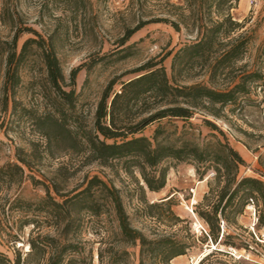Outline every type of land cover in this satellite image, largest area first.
I'll use <instances>...</instances> for the list:
<instances>
[{
	"label": "trees",
	"instance_id": "16d2710c",
	"mask_svg": "<svg viewBox=\"0 0 264 264\" xmlns=\"http://www.w3.org/2000/svg\"><path fill=\"white\" fill-rule=\"evenodd\" d=\"M56 1L58 4L54 7L64 15H53L48 2L44 7L49 9L48 15L58 21V26L65 15H71L70 22L63 28L65 34L72 25L75 32L82 30L86 35L94 34L91 24L76 20L85 12L90 0ZM238 1L127 0L128 11L117 39L119 48L88 63L84 68L86 72L96 65L132 55L131 45L126 43L148 23L164 22L176 30L184 26L195 31L197 37L173 52L169 64L170 77L163 64L164 56L158 61L150 58L134 68L132 72L136 74L121 81L116 90L113 89L115 78L110 79L102 88L92 118L88 120L78 111L81 106L80 92L64 89L73 85L81 66L70 71L71 81L66 82L59 57L62 46L59 44L58 28H22L20 8L27 0H0L1 20L16 28L11 41L0 39L2 61L5 57L1 105L9 89L12 110L19 111L16 93L22 81L21 71L25 67L38 68L42 73L36 84L44 102L40 114L21 108L22 116L32 120L42 137L43 148L39 149L38 142L32 143L29 152L17 148L21 164L10 161L2 165L0 180L10 184L22 182L25 167H31L32 161L41 160L44 153L51 156L75 154L81 156L82 165L97 162L106 167H118L131 176L137 172L143 182L139 188L145 214L159 218V209L165 207L175 223L182 219L171 209L172 196L149 203L145 189L158 192L164 188L169 170L166 161L189 162L199 180L212 173L207 193L201 202L194 205V214L207 226V229L203 228L202 241L240 248L232 240L234 236L224 227L236 224L237 217L250 204L256 208V229L264 230V179L240 175V166L245 160L221 130L218 131L223 139L212 132L211 139L201 142L190 133L178 130L177 126L171 129L161 124L154 129L151 137L136 135L148 124L163 118L188 119L195 109L223 117L225 108L233 111L231 107L247 100L254 87L264 91V37L257 44L251 61L246 60L257 36L254 27L246 28L249 18L238 21L233 17L231 10ZM44 15L47 13L39 14L40 20L36 24L43 21ZM25 31L34 36L26 38L19 47L18 40ZM200 75L206 76V80L193 81ZM205 122L217 129L212 122ZM259 159L262 160L261 156ZM68 172L65 166H60L56 173L59 180H51L55 196L45 186L46 193L38 198H17L11 202L10 208H17L21 213L17 229L24 232L28 226L33 228L24 241L28 244L26 251L16 247L17 243L23 242L21 232H6L8 242H13L15 246L12 255L0 250V264H92L93 247L88 245L83 234L88 230L87 223L91 218L99 220L107 214H111L116 221V231L112 232L114 242L138 248L137 264H172L174 258L192 248L193 241L188 238L194 240L195 237L190 223L187 225L188 236L179 233L147 236L131 224L118 188L92 176L82 188L64 192V182L70 177ZM30 178L37 181L33 175ZM42 227L48 230L43 232ZM97 231L98 228L93 233ZM0 233L3 235L4 231ZM106 253L112 264L126 262L131 255L127 248L119 249L113 245L106 249ZM97 257L101 264L104 257L102 248H98ZM202 260L204 258L200 263Z\"/></svg>",
	"mask_w": 264,
	"mask_h": 264
},
{
	"label": "rangeland",
	"instance_id": "374dc122",
	"mask_svg": "<svg viewBox=\"0 0 264 264\" xmlns=\"http://www.w3.org/2000/svg\"><path fill=\"white\" fill-rule=\"evenodd\" d=\"M46 2H48V6L51 8L50 12L53 15H64L63 12L54 7L55 4H58L56 0H27L20 8L23 19L21 26L22 28L33 27L36 30L45 26L50 30L55 26L58 28L59 44L62 46L59 50V57L66 82L71 81L70 71L81 66L73 85L64 89L80 92L81 106H79L78 111L84 117H88V120L92 118L102 88L110 79L115 78L116 83L113 89L116 90L121 81L136 74L132 72L134 68L150 58L154 57L158 61L164 56L166 57L163 64L170 77L169 64L173 52L183 44L194 41L197 37L195 31H190L184 26H180L176 30L164 22L148 23L137 30L126 43L131 45L130 52L132 55L124 59L96 65L89 72H86L84 68L88 63L119 48L117 39L121 35L120 27L128 11L126 8L127 0H90L87 2L86 17H84L85 12H82L76 20L81 19V21L91 24L94 34L90 35L84 34L82 30L73 31V25L68 34H65L63 28L70 22L71 15H65L61 20V25L58 26V21L48 15L49 9L44 7ZM246 4L250 6V9L243 16L238 15L236 11L238 4L231 12L238 21L249 18L246 28L254 27L256 29L257 38L250 47L246 58V60L251 61L257 44L264 37V0H246ZM41 10L47 15L43 16V21L36 24L40 20ZM88 20H90L89 23ZM15 31L16 28L3 23L0 17V39L11 41L16 34ZM30 36H34V34L28 31L22 33L18 40V46L20 47L22 42ZM4 58L2 61L0 56V101L5 82ZM41 75L42 73L38 68L25 67L21 71L22 81L16 93L19 111L12 110L9 89L6 90L3 105L0 102V167L10 161L21 164L17 155V148L19 147L24 152H29L32 143L38 142L40 144L38 145L39 149L43 148L42 137L32 124V120L26 116L23 117L21 114V108L32 109L37 114L43 112L44 102L39 96V88L36 84ZM205 80L206 76L204 75L193 79V81ZM7 86L10 87L9 81ZM231 108L233 111H230L229 107L225 108L224 116L220 118L198 109H195L193 115L188 119L163 118L148 124L136 135L151 137L154 129L161 124L167 125L171 129L173 126H177L178 130L182 129L184 132L190 133L197 141L201 142L211 139L210 134L212 132L223 139L218 131L221 130L228 137L229 143L240 152L245 160V163L240 166V175H252L264 179V91L254 87L247 100L244 99L242 104ZM205 120L212 122L217 129L210 127ZM106 141L112 142L113 139H106ZM25 155L30 158L28 153ZM259 156H261V161ZM32 162L31 167H25L26 173L22 182L10 184L0 180V231H4L3 235L0 233V250L10 255L13 254V246L15 245L13 242H8L6 232L19 231L17 228L21 216L17 208H10L11 202L17 198H38L46 193L45 186L48 187L49 193L55 196L51 188V180H59L56 175L57 169L60 166H65L70 177L64 182V192L74 188H82L92 176L100 177L118 188L131 224L147 236L160 233H179L188 236L187 225L190 223L191 233L195 237L194 240L188 238V240L193 241L192 248L186 254L177 257V259L174 258L171 261L172 264H264V230L256 229V208L251 204L246 206L243 213L237 217L236 224H229L224 227L225 231L234 236L232 240L239 244L240 248L216 244L210 240H201V236L204 234L203 228L207 229V226L194 214V205L201 202L204 194L207 193L208 182L212 179V173L209 172L204 179L199 180L194 166L189 162L166 161L165 164L169 165V170L164 188L158 192L145 189V197L149 203L159 202L168 195L172 196L171 209L182 219L175 223L165 207L159 209L161 212L159 218L145 214V204L140 200L142 192L139 188L143 182L137 172L131 176L118 167H106L97 162L82 165L81 156L75 154L51 156L44 153L41 160ZM30 175H33L37 181H33ZM32 228L33 226H28L24 232L19 231L23 236V242L17 243L16 247L20 246L25 251L28 249V244L24 241H26ZM87 228L88 230L84 232L83 237L88 240V245L93 247L94 260L92 264H100L97 257L98 248H102L104 254L101 264H112L106 253V249L108 250L110 245L119 249L127 248L131 252L126 262H118L117 264H137V247L114 242L112 232L116 231V221L111 214L104 215L99 220L91 218V221L89 220L87 223ZM96 228H98L97 233H93ZM41 230L45 232L48 229L42 227ZM216 250H221V252ZM202 258L204 260L200 263Z\"/></svg>",
	"mask_w": 264,
	"mask_h": 264
},
{
	"label": "crops",
	"instance_id": "0c3cea01",
	"mask_svg": "<svg viewBox=\"0 0 264 264\" xmlns=\"http://www.w3.org/2000/svg\"><path fill=\"white\" fill-rule=\"evenodd\" d=\"M250 9V6L246 4V0H239L238 1V7L236 8V11L238 15H244L247 13V11ZM179 257V256H178ZM177 259V257L175 258Z\"/></svg>",
	"mask_w": 264,
	"mask_h": 264
}]
</instances>
